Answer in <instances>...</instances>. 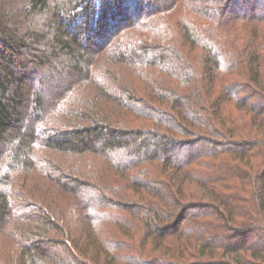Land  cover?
<instances>
[{
  "label": "trees",
  "instance_id": "1",
  "mask_svg": "<svg viewBox=\"0 0 264 264\" xmlns=\"http://www.w3.org/2000/svg\"><path fill=\"white\" fill-rule=\"evenodd\" d=\"M140 1L138 21L122 18L100 52L92 33L108 6L98 0H0V264H88L86 243L92 264H264L260 241L250 251L239 240L264 229V12L250 4L237 14L232 0ZM51 84L61 95L89 91L62 120L57 103L48 110ZM39 147L106 160L110 175L96 184L55 162L62 170L48 177L70 194L91 185L82 211L115 227L85 215L76 238L23 200L34 187H17L16 176L35 170ZM130 207L142 216L136 231L120 224Z\"/></svg>",
  "mask_w": 264,
  "mask_h": 264
},
{
  "label": "rangeland",
  "instance_id": "2",
  "mask_svg": "<svg viewBox=\"0 0 264 264\" xmlns=\"http://www.w3.org/2000/svg\"><path fill=\"white\" fill-rule=\"evenodd\" d=\"M170 0H145L146 5L150 3H152L153 5L155 4L156 6H165L166 4H168ZM109 2V3H107ZM105 4L104 6L105 9L108 6V9L106 10V13L104 12L103 14V19L101 20L102 25H98L99 26V31H97L96 33H92L94 36V46L95 48L100 49V52H104L103 49H105V45L103 44L104 41L106 39H108V37L117 32V23L122 19V18H129L131 19V22L134 21H138L140 14L138 16V12L139 9L141 8V1L140 0H98V5L99 8L101 7V5ZM118 3H121V7L122 10H117L114 6L118 5ZM148 3V4H147ZM249 3V4H248ZM253 4L255 6L256 10H260V14L262 15V12H264V0H232L231 1V11H236L237 14L240 15H244L248 8V5ZM103 6V5H102ZM158 8V7H157ZM138 11V12H137ZM156 11H160V9H156ZM102 11H100L99 13H97L96 17H98L99 19H101L102 16ZM229 16V15H228ZM97 19V18H96ZM114 28V29H113ZM135 36V32H131V36ZM85 37V36H84ZM90 40L86 41L85 45L86 46ZM107 60L106 54L102 53V55L99 54V56L97 57L96 60V65H95V71H96V75H94L95 78H98V74L100 73V71H102V68L104 67L103 64H105ZM126 71V70H124ZM135 78V77H133ZM138 80V79H137ZM139 81V80H138ZM50 85V84H49ZM78 87V86H77ZM76 87V88H77ZM75 88V89H76ZM46 89H48V91L46 92L48 95L46 96V102L48 105V110L53 112L55 111L54 105L57 103L58 107L57 110H59L60 113H55L54 116H57V119H62L64 120V118H66V114L61 116V112H68L71 111L72 108H75L78 100H83L85 99L86 96V92L89 91V88L83 87L82 89H76V91L73 90V92L69 93V94H62V87H56L54 84H51V86H46ZM53 108V109H52ZM52 109V110H51ZM50 113V112H49ZM46 125V124H45ZM153 128L155 129H160L159 127H157L156 125H151ZM52 154V155H51ZM51 154L46 153L45 150L42 147H39L36 152H35V156H36V168L34 171L30 172V174H28V176H26L25 174L22 173V176H16V180H17V187L19 188H23V189H27L26 185H29L31 187H34L33 191L34 194L32 192H29L30 194V198L28 195V198L25 197V199L23 198V200L27 201V203H31L29 199H33L35 201H37L41 206H44L45 208V212L48 213L49 215H53L54 219H56L61 225L65 226L64 228L67 229L68 231H72L73 234L75 235V237H81L83 236L86 230V226L90 224L91 221H93V227L95 228H100L105 230L106 228H113L115 227V224L113 222H109L110 220L109 217L105 218L106 222H104L103 220H97L94 218H100V216H102V212L100 210H94L92 207L91 209L85 210V212L82 211V201H86L88 199H90V196L93 195V189L91 188V185L89 187V185L87 184H82V186L80 187V191L81 192H76L77 194H70L68 192H65L61 187H59L57 184L53 183V181L50 179V177H48V175H53L55 177V175H58V172L60 170L63 171L67 169L69 173L79 176L81 177L82 181H87L88 183L91 184H96L99 183V178L102 175H108L109 173L107 172L108 169V165L105 159L103 158H95L93 155H87L86 159H82L85 161H80L78 162V160L80 159H76L74 160L71 156H59V154H54L51 152ZM51 161V164H47L44 162L45 159L47 158ZM55 162L57 165H60L59 167L62 168H56V170H54L55 167ZM54 166V167H53ZM41 169H47V171H43ZM114 171V170H113ZM20 173V174H21ZM110 175V174H109ZM104 179V178H103ZM108 180V178H107ZM85 182V183H87ZM128 181H124V183L122 184V186H126ZM194 188V187H193ZM122 192H126V187L124 188V190ZM26 196V195H25ZM122 197V196H121ZM124 197V198H123ZM122 198L119 197V199H122L124 202L129 201L127 200V197L123 196ZM200 197H196L194 200L197 202L199 201ZM86 199V200H85ZM26 206L23 207H19L17 214L18 215H22L26 213ZM241 210H243L241 208ZM133 211V212H132ZM120 213L124 214V223H120L123 224V227L125 226V228L127 227L130 231H136V228L140 227L141 224V218L142 216H139L138 213H136V211L134 209H132V207L128 208V210H124ZM211 213V212H208ZM16 214V216H17ZM105 213L103 212V215ZM85 215H89V217L91 218V221H89V223L87 222V218L85 217ZM211 215V214H209ZM107 216V214H106ZM105 216V217H106ZM213 217V216H212ZM217 217V216H214ZM238 219H240V222H245L243 221L244 219L238 217ZM97 220V221H96ZM73 227V228H72ZM121 228V225H120ZM258 230V231H257ZM257 230H251L248 232L249 238L248 239H244V238H240L239 240L241 242H247L248 246L250 245V251L252 250H258L259 248L255 247L257 242H261L260 246L263 248L264 243H262L261 241V237H263L264 235V229H257ZM227 233V232H226ZM228 234H233V232H230L228 230ZM72 235V236H74ZM107 236L109 237L110 234L107 233ZM222 237V234H220V238ZM109 239H112V237H109ZM115 239V238H114ZM185 239H187L185 237ZM90 241V240H88ZM222 241V240H219ZM132 243V241H130ZM135 242L137 243V239L135 240ZM130 243V244H131ZM135 243V244H136ZM171 244H174L175 242L172 241L170 242ZM72 246V245H71ZM176 246V245H173ZM82 249L84 252H86L87 258H84L86 255L84 253V255H82L83 259H87L85 262H88V264H92L89 263V259L90 258H94L96 257V250L95 249H90V247L87 246L86 244L81 245ZM57 249L63 251L62 252V258L64 261L68 260V254L66 253L64 246L61 245H57ZM8 252H5V248L2 247L0 245V256L1 258L4 260L5 257L7 256ZM223 253V252H221ZM174 256V255H173ZM194 258L188 257L189 261H194ZM224 259L223 256L214 258V260L207 258L206 261H213V263H218L221 262ZM175 260H179L178 257L175 258ZM228 258H225V261H227ZM232 262V260H231ZM10 263V262H9ZM234 263V262H233Z\"/></svg>",
  "mask_w": 264,
  "mask_h": 264
}]
</instances>
